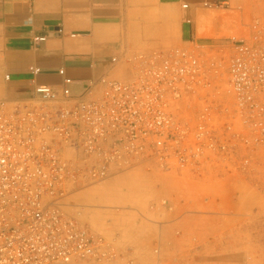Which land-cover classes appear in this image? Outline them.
<instances>
[{"label":"built area","instance_id":"2783aa9c","mask_svg":"<svg viewBox=\"0 0 264 264\" xmlns=\"http://www.w3.org/2000/svg\"><path fill=\"white\" fill-rule=\"evenodd\" d=\"M250 28L223 45L193 38L112 56L127 76L89 80L78 95L61 68V88L36 84L24 99L0 97V264L120 257L105 235L65 211L75 185L140 165L234 166L241 151L238 166L251 170L264 152V15Z\"/></svg>","mask_w":264,"mask_h":264},{"label":"rangeland","instance_id":"374dc122","mask_svg":"<svg viewBox=\"0 0 264 264\" xmlns=\"http://www.w3.org/2000/svg\"><path fill=\"white\" fill-rule=\"evenodd\" d=\"M233 7L222 11H234L235 23L214 31L209 42L195 36V43L207 48L247 36L252 19L264 15L259 0ZM116 65L113 77L127 76V65ZM244 154H237L234 166L212 162L166 171L140 165L71 187L65 211L105 235L121 255L112 262L69 264H264V152L255 153L251 170L238 166Z\"/></svg>","mask_w":264,"mask_h":264},{"label":"crops","instance_id":"0c3cea01","mask_svg":"<svg viewBox=\"0 0 264 264\" xmlns=\"http://www.w3.org/2000/svg\"><path fill=\"white\" fill-rule=\"evenodd\" d=\"M240 4L246 0H0V97L24 99L36 84L61 88V68L78 95L89 80L120 71L112 56L198 35L209 42L235 23V12L222 10Z\"/></svg>","mask_w":264,"mask_h":264}]
</instances>
